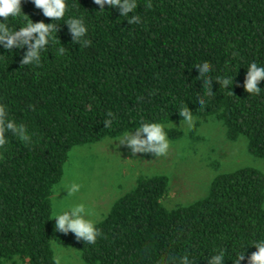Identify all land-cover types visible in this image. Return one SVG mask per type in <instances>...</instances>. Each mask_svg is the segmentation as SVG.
<instances>
[{"label":"trees","instance_id":"trees-1","mask_svg":"<svg viewBox=\"0 0 264 264\" xmlns=\"http://www.w3.org/2000/svg\"><path fill=\"white\" fill-rule=\"evenodd\" d=\"M147 3L137 0L141 23L129 25L107 5L96 13L93 0H66L39 65L20 64L27 46H0V103L32 137L26 144L10 136L0 149V264H54L52 188L74 146L120 137L142 121H178L183 106L192 117L219 120L229 141L244 136L249 152L264 159V80L259 94L242 87L249 63L264 65V0ZM21 9L34 23L51 22L31 0ZM70 16L83 17L87 45L73 40L64 24ZM7 23L22 27L24 18ZM204 62L211 96L193 68ZM224 76L233 77V95L217 83ZM109 112L113 122L105 128ZM164 131L169 140L179 136ZM167 191L163 175L138 177L96 221L94 244L71 231L56 241L77 249L85 264H170L183 255L207 264L219 250L224 264L244 251L246 264L254 242L264 239V175L257 169L218 174L205 197L171 209L163 205Z\"/></svg>","mask_w":264,"mask_h":264},{"label":"rangeland","instance_id":"rangeland-1","mask_svg":"<svg viewBox=\"0 0 264 264\" xmlns=\"http://www.w3.org/2000/svg\"><path fill=\"white\" fill-rule=\"evenodd\" d=\"M175 130L178 138L168 140L169 148L164 156L152 153L132 154L124 145L116 147L120 137L105 138L98 143L74 146L70 149L63 167L61 183L75 181L82 185L80 191L66 196L57 195L58 209L84 202L92 211L90 219L99 221L111 204L129 192L138 177L163 175L168 179V191L163 205L169 209L187 205L205 197L212 180L221 173L251 167L264 175V159L253 156L244 136L229 141L221 122L214 117H193L190 130L178 121L164 125ZM113 141V144H111ZM51 198V208L52 207ZM61 232L52 219L50 244L61 248L56 239ZM64 249L63 264H85L79 251L73 247ZM54 251V250H53ZM78 253V254H77Z\"/></svg>","mask_w":264,"mask_h":264},{"label":"clouds","instance_id":"clouds-1","mask_svg":"<svg viewBox=\"0 0 264 264\" xmlns=\"http://www.w3.org/2000/svg\"><path fill=\"white\" fill-rule=\"evenodd\" d=\"M21 3L22 0H0V46L5 50H11L14 47L20 49L27 46L20 64L39 65L41 53L45 51V46L50 44L56 33L57 25L53 24L52 21L60 20L65 16L66 0H31L34 7L42 11L44 17L51 18L50 23L42 21L34 23L22 13ZM93 3L99 7V11L96 13H106L104 9L107 5L109 9L117 10L119 16L126 17L129 25L141 23V16L136 13L137 0H93ZM145 7H151V0H148ZM9 17L13 18L14 21L18 17L24 18L23 26L17 27L14 24L9 27L7 23ZM64 24L68 26L74 41L82 42L84 45L89 43V40L85 38L88 28L82 16H70ZM56 53L62 56L65 54V49L58 47ZM193 68L198 73L196 79L200 82L201 87H204L205 95L211 96L213 94L210 88L212 80L208 75L210 65L204 62ZM262 80H264V65H258L255 61L250 62L242 85L244 91L248 94H259L261 88L258 87V84ZM217 83L224 89H228L227 92L233 95L231 91L233 77H217ZM196 100L201 106L205 103L201 98ZM107 117L103 121V127L110 128L113 122V114L109 112ZM176 117L185 129L190 130L193 117L185 107H180ZM10 136L26 144L30 143L32 139L26 125L11 118L8 106L0 103V149L9 143ZM114 141L119 142L116 147L124 145L130 149L132 154L152 153L155 156H164L169 148L164 124L154 121H142L134 130L123 133L118 140ZM81 187L80 183L71 181L54 186L53 191L60 192L63 190L66 191V196H71L78 193ZM59 200L57 195L52 198V219L55 220L56 230L65 234L71 231L77 239L94 244L100 235V230L96 226V221L89 218L92 211L88 205L84 202H78L58 209ZM253 247L255 251L247 257L246 264H264V239L255 241ZM53 250L55 253L54 264H63L64 249L56 248L53 244ZM224 256L223 250L216 251L208 258L207 264H224ZM242 261H245L244 251L237 254L234 264H241ZM170 264H194V261L188 255H183L178 260L170 258Z\"/></svg>","mask_w":264,"mask_h":264}]
</instances>
